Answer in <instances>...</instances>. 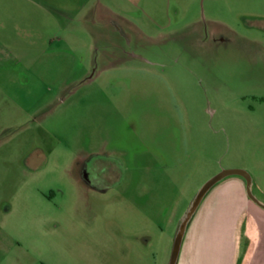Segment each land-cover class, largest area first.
Here are the masks:
<instances>
[{
	"label": "rangeland",
	"instance_id": "rangeland-1",
	"mask_svg": "<svg viewBox=\"0 0 264 264\" xmlns=\"http://www.w3.org/2000/svg\"><path fill=\"white\" fill-rule=\"evenodd\" d=\"M96 151L107 193L79 178ZM223 168L264 203V0H0V264H168ZM219 216L194 264L226 260Z\"/></svg>",
	"mask_w": 264,
	"mask_h": 264
},
{
	"label": "crops",
	"instance_id": "crops-1",
	"mask_svg": "<svg viewBox=\"0 0 264 264\" xmlns=\"http://www.w3.org/2000/svg\"><path fill=\"white\" fill-rule=\"evenodd\" d=\"M243 179V178H242ZM232 179L226 184H234L233 191H227L229 187H219L220 193L225 195L224 198H215L218 188H211L201 200L197 210L204 208H211V206L217 208V215L224 221V231H220L216 235V239L221 242L222 237H225L224 246L219 247V253L224 252L226 260L220 264H264V208L251 200L245 187V180L243 179ZM221 181V180H220ZM219 181V182H220ZM218 183V182H217ZM215 186V185H214ZM214 189V190H213ZM211 191V192H210ZM214 196V197H212ZM261 200V199H260ZM263 201V200H261ZM219 208V209H218ZM220 210V212H219ZM194 213V215H195ZM193 215V217H194ZM205 217L211 216L204 215ZM203 216V217H204ZM192 217V219H193ZM202 218V217H201ZM201 218L198 221V226L201 222ZM191 219V221H192ZM189 222L181 244L184 247V259L180 260V253L176 264H194L195 261H199L200 249L197 245L199 244V234L202 228H189L191 223ZM195 224V223H194ZM193 224V225H194ZM192 225V226H193ZM189 229V230H188ZM189 231V233H188ZM193 231V232H190ZM218 232V231H216ZM188 233V238L186 239ZM189 240V244H188ZM138 245L140 241L137 238ZM226 243V245H225ZM137 245V246H138ZM217 251V250H216ZM183 261V262H182ZM92 264H120L119 262H98ZM123 264V263H121ZM132 264H140L133 258ZM196 264H199L196 262Z\"/></svg>",
	"mask_w": 264,
	"mask_h": 264
},
{
	"label": "water",
	"instance_id": "water-1",
	"mask_svg": "<svg viewBox=\"0 0 264 264\" xmlns=\"http://www.w3.org/2000/svg\"><path fill=\"white\" fill-rule=\"evenodd\" d=\"M230 175L241 176L245 180L246 193L248 197L251 200H253L255 203H257L258 205L264 208V203L259 198H257L251 191V176L247 170L243 168H223L221 169L220 171L212 175L209 179H207L202 184V186L198 189V191L194 195L191 203L189 204L182 218L180 219L175 235H174V238H173L172 249H171L168 264H176L185 230L189 222L191 221L195 211L197 210L201 200L205 196V194L217 182H219L223 178L230 176Z\"/></svg>",
	"mask_w": 264,
	"mask_h": 264
},
{
	"label": "flooded vegetation",
	"instance_id": "flooded-vegetation-1",
	"mask_svg": "<svg viewBox=\"0 0 264 264\" xmlns=\"http://www.w3.org/2000/svg\"><path fill=\"white\" fill-rule=\"evenodd\" d=\"M109 158L96 151L80 159L79 178L95 193H107L121 181L120 164H114ZM138 239L140 241L141 237L139 236Z\"/></svg>",
	"mask_w": 264,
	"mask_h": 264
}]
</instances>
